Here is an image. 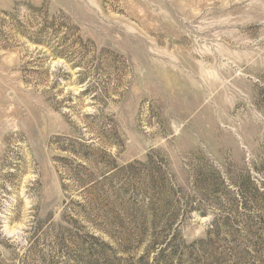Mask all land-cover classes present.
I'll use <instances>...</instances> for the list:
<instances>
[{
    "label": "rangeland",
    "instance_id": "1",
    "mask_svg": "<svg viewBox=\"0 0 264 264\" xmlns=\"http://www.w3.org/2000/svg\"><path fill=\"white\" fill-rule=\"evenodd\" d=\"M0 264H264V0H0Z\"/></svg>",
    "mask_w": 264,
    "mask_h": 264
}]
</instances>
